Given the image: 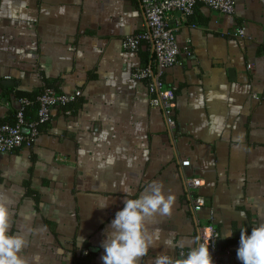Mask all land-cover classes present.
<instances>
[{
	"label": "crops",
	"instance_id": "obj_1",
	"mask_svg": "<svg viewBox=\"0 0 264 264\" xmlns=\"http://www.w3.org/2000/svg\"><path fill=\"white\" fill-rule=\"evenodd\" d=\"M145 30L139 0H0V123L43 86L80 93L52 109L31 146L0 155L11 232L32 229L29 264H103L101 244L124 191L137 198L152 181L175 199L171 216L150 225L159 239L139 264L197 246L211 216L221 259L242 264L240 229L250 235L264 222V0H235L234 15L197 4L181 24L178 63L163 75L174 95L172 131L146 82L132 77L152 64V44L122 47ZM109 157L114 164L101 168ZM189 178L201 184L197 210Z\"/></svg>",
	"mask_w": 264,
	"mask_h": 264
},
{
	"label": "built area",
	"instance_id": "obj_2",
	"mask_svg": "<svg viewBox=\"0 0 264 264\" xmlns=\"http://www.w3.org/2000/svg\"><path fill=\"white\" fill-rule=\"evenodd\" d=\"M139 3L145 19L146 30L141 34L126 37L122 42V47L125 50L135 51L143 40L152 44V64L137 68L132 77L146 82L151 106L162 110L165 122L169 130L172 131L175 128V122L171 116L174 95L165 88L163 75L168 68L178 63L180 50L176 35L179 28L193 14L197 4H201L219 14L234 15L235 0H139ZM174 12L179 13V18L170 25L168 20ZM244 35V29L242 27L238 28L237 36L244 37ZM79 96L80 93L76 92L68 97L56 92L51 87L43 86L36 97L35 120L25 119L23 111L30 102L27 99H21L20 108L15 113L14 123L0 124V155L23 146H31L40 133V127L49 122L52 109L70 104ZM252 97L256 99L255 95ZM181 165L183 167L188 166L189 161H183ZM185 184L192 194L191 201L194 209H199L205 204L204 198L196 194L201 186L199 179H186ZM217 240L218 232L211 216L206 224L200 225L198 228V244L196 247L201 244L206 247L209 246L214 264H225L217 250Z\"/></svg>",
	"mask_w": 264,
	"mask_h": 264
},
{
	"label": "clouds",
	"instance_id": "obj_3",
	"mask_svg": "<svg viewBox=\"0 0 264 264\" xmlns=\"http://www.w3.org/2000/svg\"><path fill=\"white\" fill-rule=\"evenodd\" d=\"M114 159L109 157L101 168L114 164ZM124 207L115 213L102 241L104 255L103 264H139L149 250L157 246L158 231L150 229L156 222L157 216H171L175 197L166 194L163 183L150 182L134 199L127 198L133 195L131 191H124ZM13 201L5 196H0V264H29L23 255L29 247V236L32 229L11 232V207ZM106 201L99 208H106ZM30 220V217H26ZM84 238L80 237V247ZM174 248L176 245L168 242L165 245ZM237 258L242 264H264V222L251 229V234L245 228L240 229L239 247ZM155 264H214L209 246L201 244L199 247L191 246L190 250L179 257L166 252L156 256Z\"/></svg>",
	"mask_w": 264,
	"mask_h": 264
},
{
	"label": "trees",
	"instance_id": "obj_4",
	"mask_svg": "<svg viewBox=\"0 0 264 264\" xmlns=\"http://www.w3.org/2000/svg\"><path fill=\"white\" fill-rule=\"evenodd\" d=\"M38 94H35V95H31V96H27L25 97V99H27L30 104L29 105H26L25 108H24V117L25 119L27 120H35L36 119V111H37V102H36V97H37ZM15 113L13 114L12 116V120L10 122H8L9 124H13L14 121H15ZM7 123V122H5ZM2 124V123H0ZM42 126L40 127V130H41Z\"/></svg>",
	"mask_w": 264,
	"mask_h": 264
}]
</instances>
